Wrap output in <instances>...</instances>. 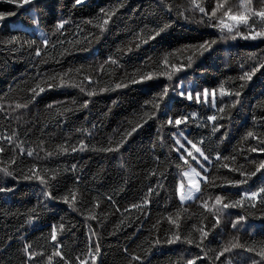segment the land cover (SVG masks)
I'll return each mask as SVG.
<instances>
[{
    "label": "trees",
    "instance_id": "obj_1",
    "mask_svg": "<svg viewBox=\"0 0 264 264\" xmlns=\"http://www.w3.org/2000/svg\"><path fill=\"white\" fill-rule=\"evenodd\" d=\"M160 2L122 0L121 5L119 0H85L74 7V0H36L34 5L19 9L0 0V13H15L0 22V147L5 149L0 152V168L8 167L13 172V177L0 172V184L13 189L0 194V264H29L28 254L23 251L25 244L31 245L35 264H56L57 244L69 264H78L77 257L92 264L87 254L90 249L96 254L97 242L100 252L95 264L101 260L103 264H185L197 255L212 264V257L222 247L264 242V208L259 198L254 209L247 201L243 208L223 211L215 205L217 195L224 197L223 203H231L239 198L237 192L242 188H255L264 182L262 170L241 188L229 183L241 178L239 171L232 169L251 170L257 160L264 159V152L250 151L259 147L258 140L247 137L252 131L254 137L264 139V68L247 82L239 103L234 104L228 95L242 83V70H247L264 51V39L220 40V29L200 22L202 14L193 13L190 0H163L168 7H179L187 19L169 15L171 27L145 45L137 39V33L143 35L145 27L151 29L157 19L164 18ZM200 2L207 6L209 0ZM228 2L235 10L240 0ZM110 5H116L115 15L101 32L97 26L103 25L106 17L100 9L108 10ZM33 8L39 9L36 24L29 19L28 11ZM222 18L218 16L216 23ZM62 19L65 27L57 32L54 25ZM18 21L21 25L13 24ZM14 26L20 31L16 32ZM41 33L50 38L46 47ZM11 35L16 36L15 47L9 42ZM213 39L217 43L202 56L194 48L185 47ZM36 48L41 49L40 57L34 54ZM168 53L172 54L170 63H186L187 57L193 58L191 67L178 73L173 83L193 92L214 90L215 106L211 95L207 101L196 103L171 91L157 118L151 119L145 115L151 111L146 101L167 86L166 78L114 89L126 74L135 75L137 70L155 73L157 59ZM109 54L117 59L116 65L105 62ZM147 57L151 59L142 65ZM61 79L69 85H80L84 91L75 86L48 88V84H59ZM39 87L45 91L30 99V89L38 91ZM221 87L225 88L224 95ZM100 88L114 90L100 93ZM90 91L96 94L89 97ZM85 101L87 107L82 108ZM213 114L217 120L208 121L207 116ZM177 115H189L187 128L165 125L157 131L159 120L169 116L175 119ZM138 122L143 128L122 141L124 133ZM177 127L209 156L208 161L198 157V163L189 158V165L202 178L200 192L183 202L179 200V185L185 182L182 173L189 167L177 159L174 151L173 140L180 139L174 135ZM81 140L86 150L71 152ZM117 143L121 144L118 150L103 151L115 149ZM64 148L67 153L62 151ZM28 151L32 157L27 156ZM72 164H76L75 169ZM33 166L50 183H55L52 177L59 178L60 191H54L57 200L41 197L39 182L20 179V172L27 173ZM149 188L153 189L151 194ZM71 194H75L76 201L70 207L59 197L68 195L71 201ZM110 195L111 201L107 199ZM145 195L152 202L143 206V211L131 207L141 203ZM236 214L247 215L238 230L231 227ZM215 215L220 217V225L211 229L197 248L199 230L208 231ZM52 227L56 228L57 241L51 240ZM174 235H180L182 241L191 239L193 244L164 243ZM157 237L159 245L153 243ZM134 256H140L141 261L134 260ZM232 261L247 264L240 257H232Z\"/></svg>",
    "mask_w": 264,
    "mask_h": 264
},
{
    "label": "snow or ice",
    "instance_id": "obj_2",
    "mask_svg": "<svg viewBox=\"0 0 264 264\" xmlns=\"http://www.w3.org/2000/svg\"><path fill=\"white\" fill-rule=\"evenodd\" d=\"M7 3L15 4L17 8L22 9L25 8V6L34 5L36 0H6ZM85 2V0H74L73 6L81 5ZM119 2L122 5V0H119ZM190 4L193 8V13L197 12L202 14L201 21L203 24H205L207 27L212 28H218L220 29V40H236L237 38L244 39V40H258V39H264V0H240L239 5L235 8L233 7V4L229 3L228 0H209V3L207 6L202 4L200 0H190ZM187 7V6H186ZM160 11L163 12L164 18L163 19H157L155 22V26L151 29H148L145 27L143 31V35L140 33H137V39L147 45L150 43V41H153L158 37L161 33L165 32L167 29L171 27V24L173 21L169 20V15L173 16L175 19H187L183 15V13L180 12L179 7H177L175 4H173L171 7H168L163 0H161L159 4ZM115 9L116 5H110L108 10H105L104 8L100 9V13H102L106 18L103 20V25H98L97 27L100 28V31H104V26H106L109 21L112 19V16L115 15ZM39 9L33 8L32 10L28 11L30 12L29 19L32 24H36V12H38ZM175 13V15H174ZM15 15L14 12L10 13H0V22H3L7 16ZM218 16L223 17L222 19H219V22L216 23V20ZM65 20H60L59 23H56L54 25V28L57 32H59L61 29H64L65 27ZM88 23H91L89 21ZM241 26L243 27L244 31H241ZM14 30L16 32L20 31L19 26H14ZM224 30H227L225 33ZM42 36H45L42 43L46 47L49 42L50 38L47 37L44 33H41ZM95 38V37H94ZM9 42L12 44V47H15L16 43V36L11 35L9 38ZM29 44L34 43V41H29ZM217 43V40H204L202 43L198 45H192V46H185V47H192L195 49L196 52L199 53V55H203L204 52L209 51L212 49V46ZM137 47L140 46L138 43L136 45ZM128 51H132L131 48L128 49ZM35 56L40 57L41 55V49L36 48L35 49ZM171 53H168V55L163 56L162 58L157 59V70L154 73L153 71H141L137 70V73L135 75H127L124 79H122L120 82H116L114 85V89H127L130 86L138 85L143 82L151 81L154 78L162 77L166 78L169 82L167 86L162 88L160 92L155 94L151 99L146 101V104L150 107L151 111L150 113H145L149 118L156 119L158 116V113L161 109V106L164 102V100L167 98L169 92L175 91L177 95L185 98L187 101L196 103H200L202 100L207 101L209 96L212 97V105L215 106V96L216 93L214 90L210 91V88H202L199 91L193 92L191 89L182 90V85L180 83H173L174 78L177 76L178 73L181 71H184L191 67L193 63L192 56L187 57V62H178V63H170L169 56H171ZM151 57H147L145 60L141 62L142 65H146L148 60H150ZM105 62H110L113 65L117 64V59H113L112 55L109 54V56L106 57ZM162 65V67H161ZM261 68H264V51L259 55V58L253 61L252 64L248 65L247 70H242V75L239 76V80L242 82L239 85V88L235 90L234 92L228 93V95L233 97V102L239 103L240 96L242 93L243 88L247 84V82H250L255 75L257 71H259ZM53 81L56 80L55 77L51 78ZM90 79V78H87ZM62 87V86H75L80 88V91L83 92L84 89L80 87V85H69L67 80L61 79L59 81V84L50 83L48 84V88L52 87ZM112 88H100L99 92L103 93L105 91H112L114 90ZM32 92V96L30 99H35L36 96H38L40 93H43L45 91V88L39 87V90L37 91L36 88L30 89ZM221 95L225 94V88H220ZM96 93L94 91L88 92V96L91 97L95 95ZM264 97V96H262ZM259 100V99H258ZM87 101H85L81 107H87ZM115 103V101L113 102ZM19 107V105H17ZM220 112H223L224 109L221 108L219 110ZM194 115V113H193ZM189 120V115H177L175 119H173L172 116H169L166 120H159V127L157 128V131L159 132L161 128H163L165 125L172 127V126H180L185 125V128H187V122ZM208 121H216L217 115H208L207 116ZM143 123H147V120H144ZM143 123H136L134 126L130 128L129 131H126L122 137V141L125 140L127 137L131 136L133 133L137 132L138 129L143 128ZM261 123L264 124V115L261 116ZM218 127V126H217ZM217 127L213 128V131L217 130ZM192 133H189L191 135ZM174 135L179 136L180 139H174L173 144L176 146L174 151L177 154V159L179 161L183 162L184 166H188L190 170L183 171L182 175L183 177L187 178V187L188 191L185 192V184L183 182L179 185V200L181 202L185 200H192L193 199V193L194 192H200V181L197 179V177L200 176V173L196 171L195 168H191L189 165V158L198 163V157L202 158L204 161L209 160V156L205 155L204 150H202L201 147L197 146V143H194L193 140L188 139L187 136L184 135V132L180 130L177 127V131L174 133ZM247 137H252L258 140L259 147H252L250 149L251 152H264V139H260L259 137H254V133L252 131L247 132ZM11 142V137L6 138ZM181 140L184 142L181 143ZM186 145L188 147H186ZM121 146L120 143H117L116 148H106L103 149V151L111 152L116 151ZM87 148V145L84 144L83 140L80 141L79 147L72 146L71 152H83ZM5 149L3 147H0V152H4ZM63 152L67 153L68 149L64 148L62 149ZM195 153V155L193 154ZM51 155V153H49ZM28 157H32L33 153L31 151L27 152ZM217 160L220 159L219 155L216 157ZM179 167V165H178ZM224 167H228L227 164L224 165ZM72 169L76 168V164L71 165ZM201 170L204 171L203 166H201ZM262 170H264V159H259L255 162L254 167L251 170H242V169H232V171H239L240 179H237L235 181H230V185L233 188H241L242 185L246 186L248 185L249 181L256 177L258 173H262ZM0 172L4 174V176L7 177H13V172L9 170L8 167L0 168ZM20 179L25 181H37L39 182L40 188V196L46 197L49 201H55L58 199L57 195H54L55 192L60 191V180L57 177H52V180L55 181V183H50L48 180H46L45 175H42L40 171H38L35 166L28 169L27 173L21 171L19 174ZM76 182H79V177H76ZM203 179L207 180V174L203 177ZM52 189V190H49ZM13 191L12 188H8L0 184V194L6 195L7 193ZM153 192L152 188L148 189V193L151 194ZM238 199L232 201L231 203H223L224 197L217 195L215 197V205H220V211L229 209V208H243L244 202L247 201L251 208H256V201L259 198V203L262 208H264V182H262L259 186L255 188H248L244 187L240 191L237 192ZM62 200V203L69 205L70 207L72 204L76 201L75 194H71V201L69 199L68 195H64L62 197H59ZM39 199V197H38ZM108 200H112V196L107 197ZM152 201L149 199L148 195H145L141 203L132 204L131 207L137 209L138 211H143V206L150 204ZM43 207H47V205H43ZM205 208H207V203L204 205ZM75 210V209H74ZM91 219L95 220L96 217L92 216ZM247 219V215L244 214H236V219L232 221L231 227L235 230H238L240 227L243 226V222ZM173 224H175V221H172ZM221 223L220 217L218 215L214 216V221L211 225V228L208 231H205L203 228H201L200 235H201V241L200 243L196 244L197 248L201 247V244L205 239L208 238L209 233L211 229L217 228ZM61 228L64 227L63 224L60 225ZM91 231V229H90ZM95 235V233H93ZM51 240L57 241V232L56 228L52 227L51 229ZM176 242L187 243L189 245L193 244V241L191 239H185L181 240L180 235H174L173 237H169L166 240H164V243L166 244H174ZM153 243L155 245H159L161 243L160 239L157 237ZM257 244H259V249H257ZM57 248V251L54 253L56 257H58V261L56 264H69V261L64 258V255L59 250V244L55 245ZM95 255H93L92 250L90 249L88 252V256L91 257L92 264H95L99 252H100V245L99 243H95ZM30 244H25L23 246L24 253L28 254V260L29 264H35V261L32 259V257L35 255L34 253H30ZM239 248V251H233V249ZM251 253H255V255H249ZM206 256V254H205ZM232 257H240V259H246L247 264H264V242H253L251 245H236L233 244L231 247H222L213 257H212V264H233ZM259 257V259H257ZM134 260L141 261L140 256H134ZM78 264H89L87 259H81L77 257ZM196 260H199L200 264H207V260L200 258L199 255L192 259H187L185 261V264H196ZM100 264H103V261L101 260Z\"/></svg>",
    "mask_w": 264,
    "mask_h": 264
},
{
    "label": "rangeland",
    "instance_id": "obj_3",
    "mask_svg": "<svg viewBox=\"0 0 264 264\" xmlns=\"http://www.w3.org/2000/svg\"><path fill=\"white\" fill-rule=\"evenodd\" d=\"M14 25H21V22L20 21H18V22H14L13 23ZM191 168H193V167H191ZM187 170H190L189 168H187L185 171H187ZM197 171V170H196ZM198 172V171H197ZM201 178H202V176H201V174H200V176L199 177H197V179L200 181V184H201ZM184 184H185V189H184V191L185 192H187L188 191V187H187V178H185V182H184ZM196 194V192H194L193 193V196Z\"/></svg>",
    "mask_w": 264,
    "mask_h": 264
}]
</instances>
